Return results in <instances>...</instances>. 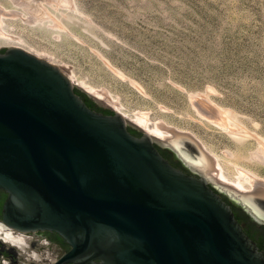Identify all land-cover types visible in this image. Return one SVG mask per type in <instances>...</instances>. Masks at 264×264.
<instances>
[{
  "label": "water",
  "instance_id": "water-1",
  "mask_svg": "<svg viewBox=\"0 0 264 264\" xmlns=\"http://www.w3.org/2000/svg\"><path fill=\"white\" fill-rule=\"evenodd\" d=\"M76 89L56 64L19 46L0 51L2 222L58 233L70 249L54 264H264L232 204L262 233L264 220Z\"/></svg>",
  "mask_w": 264,
  "mask_h": 264
},
{
  "label": "rangeland",
  "instance_id": "rangeland-1",
  "mask_svg": "<svg viewBox=\"0 0 264 264\" xmlns=\"http://www.w3.org/2000/svg\"><path fill=\"white\" fill-rule=\"evenodd\" d=\"M75 1L76 10L56 12L59 28L7 16L0 51L20 46L59 66L139 131L147 132L143 120L151 130L187 132L229 178L248 170L264 182L256 158L264 145V0ZM202 101L230 112L240 136L202 117ZM256 200L264 208V197Z\"/></svg>",
  "mask_w": 264,
  "mask_h": 264
},
{
  "label": "bare ground",
  "instance_id": "bare-ground-1",
  "mask_svg": "<svg viewBox=\"0 0 264 264\" xmlns=\"http://www.w3.org/2000/svg\"><path fill=\"white\" fill-rule=\"evenodd\" d=\"M10 2L16 7L15 9H8L0 3V36L5 34L3 29L7 16L24 15L29 22H48L59 28L63 27V25L56 12L59 10L73 11L77 9L75 0H10ZM204 99L207 98L204 97ZM193 102L195 101L193 100ZM208 103L203 101L199 103L198 113L217 127L228 130L234 136H240L241 127L239 128V126L235 125L236 122H234L232 114L223 108H218ZM121 114L126 117L124 113ZM141 123L146 128L147 134L152 137L163 138L166 141L164 143L173 148L188 166L202 173L210 181L212 180L217 187L248 208L256 218L264 220V208L256 200L259 196L264 197V182L258 179L255 174L248 170H239L237 171L238 175L234 179L229 178L223 168H217V163L209 150L189 133L163 126H155L151 130L147 121L142 120ZM187 140L195 144L196 152H193L188 147ZM256 158L264 163V145L260 147ZM0 241L4 243V248H10L9 246L16 247L20 254L25 255L26 259L23 260L26 262L28 260L32 262L33 259V261L36 260L41 264H52L56 261V257L49 249L46 248V250L40 251L36 248L37 245H33L35 241L33 235L17 231L2 221H0ZM26 262L25 264H27ZM5 263L8 264V261L5 260Z\"/></svg>",
  "mask_w": 264,
  "mask_h": 264
},
{
  "label": "flooded vegetation",
  "instance_id": "flooded-vegetation-1",
  "mask_svg": "<svg viewBox=\"0 0 264 264\" xmlns=\"http://www.w3.org/2000/svg\"><path fill=\"white\" fill-rule=\"evenodd\" d=\"M97 107L99 108L101 106H99L97 104ZM174 159H175V157H174ZM169 160L172 161L171 159H169ZM172 163H173V161H172ZM6 196H7L6 192L0 189V204L3 205V202H4L5 198H6ZM235 206L237 207V205H235ZM232 207H233L235 215L236 214L239 215V210L237 209L238 207L237 208L234 207V206H232ZM250 221H251V219H250ZM251 222L255 223L253 221H251ZM241 225L245 226V227H248L247 226L248 225L247 222H244ZM26 233L34 236V240L35 241H34L33 245H35V246L37 245L36 248L38 250L43 251V250H46V248H47V249H49L51 251V253L53 255L55 254V251H57L56 256H55L56 260L59 259L64 253H66L70 249V245L67 244V242L58 233H56L54 231H49V230H43L42 231V230H39V231H35V232H26ZM0 243L2 244V248L1 247L0 248L7 252V254L4 255L3 263H2V261H0V264H6L5 260L8 261V264H25V262H26V261H24L26 259L25 255L23 256L22 254H20L19 253L20 251L16 247L9 246L10 248H7V247L4 248L5 247L4 243H2L1 241H0ZM38 244H39V246H38ZM35 261L36 260L33 261V259H32V262H31V260H28L26 263L27 264H41L40 262L38 263V261H36V262ZM54 263H55V261L52 264H54ZM66 264H72V263H66Z\"/></svg>",
  "mask_w": 264,
  "mask_h": 264
},
{
  "label": "trees",
  "instance_id": "trees-1",
  "mask_svg": "<svg viewBox=\"0 0 264 264\" xmlns=\"http://www.w3.org/2000/svg\"><path fill=\"white\" fill-rule=\"evenodd\" d=\"M2 51H4V50H2ZM76 91H77V93L80 94V96L85 100V102L88 104V106L91 107L92 109L102 111L105 114L114 113V111L112 109H107V108H103V107L98 108L96 102L91 97H89L86 94V92H84L80 89H76ZM130 131L135 135H141L142 134L141 131H139L135 128H130ZM159 149H160L161 153L165 157L171 159L176 166H179V167L182 166V164L179 161H177L176 159L173 160V155L170 151L165 150V149L160 148V147H159ZM224 198L229 202V200L226 197H224ZM232 206L236 207L234 204H232ZM1 210H2V204H0V217H1ZM236 218L238 219V221L241 224L244 222H247L248 227L243 226L244 231L248 234V236L250 238H252L257 243V245L259 246L260 249H264V233H262V228H259L257 224L252 223L250 221L248 215L244 212H241L239 215L236 214Z\"/></svg>",
  "mask_w": 264,
  "mask_h": 264
}]
</instances>
